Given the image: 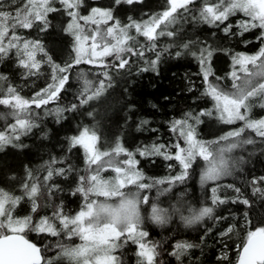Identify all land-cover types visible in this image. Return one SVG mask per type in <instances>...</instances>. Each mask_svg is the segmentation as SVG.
Listing matches in <instances>:
<instances>
[{
  "label": "snow or ice",
  "instance_id": "snow-or-ice-1",
  "mask_svg": "<svg viewBox=\"0 0 264 264\" xmlns=\"http://www.w3.org/2000/svg\"><path fill=\"white\" fill-rule=\"evenodd\" d=\"M142 2L143 0H113L114 5L131 6ZM166 3L164 10L152 14L147 20L137 21L129 17V22L121 25L113 14V8L91 7L87 15H82L80 9L84 7V0H23V3L21 0H0V62L14 55L17 66L25 70V77L40 74L44 63L51 68V83L31 99L21 96L16 87L7 83V76L0 74V105L7 106L10 109L8 115L14 118V123L7 125L5 130H0V151L9 145L23 147L18 141L38 126L35 114L30 110L33 106L41 108L57 101L69 84L71 70L76 65L92 64L102 69L103 79L95 86L93 81L81 74L83 86L79 104L86 105L103 94L107 87H111V71L127 68L133 56L144 57L146 51L155 52L156 41L160 37H175L176 33L169 29L185 15L221 28L226 35L243 36L259 30L256 40L260 43L254 54L233 55V70L229 74L232 81L230 88L222 87L220 83L209 79L214 76L210 64L212 50L204 47L192 51L188 44L183 45L185 49H189L187 54L197 59L201 65L200 75L207 85L202 95L211 99L213 109H205L198 114L185 113L182 118L170 122V131L177 136L172 145L176 149L174 153L164 144L145 146L136 152L129 151L119 141L110 148H102L100 136L89 128L70 137V148L81 147L85 162L83 174L77 175L76 187L72 192V195L79 194L83 199V207L75 215L66 214L62 204L56 205L50 215L38 214L41 208L38 201L44 195L42 189L49 197L54 191H61L59 185L50 182L54 176L67 178L74 171L71 165L67 168H53L49 165L42 181L29 170L20 185L21 195L0 188V264H62L65 260L69 264H124L118 252L129 241L139 248L138 264H158L159 244L146 240L149 233L143 228L145 217L141 213V206L149 204V196L141 193L158 185L168 184L169 188L158 189V192L163 193L169 191L171 186L183 183L198 158L205 164L201 183L219 181L231 174L232 165L227 154L255 142L244 137L246 130L264 139V116H252L255 108L264 110V0H199V8L195 12L193 9L197 0H166ZM56 4L60 7L57 8ZM16 5L19 6L15 7ZM58 11H63L70 17L65 31L73 38L75 53L72 61L63 65L57 64L47 54L39 40L27 39L17 31L30 30L36 26L41 32L47 31L50 27L49 14ZM237 14L242 18L233 25L230 18ZM109 21L112 24L101 34L100 25H109ZM87 25L96 26L91 34H87ZM234 27L236 31H233ZM141 36L145 38V44L139 42L138 37ZM37 53H43L46 59H37ZM176 55L181 53L177 52ZM108 57H112L116 63H110ZM159 57L160 53L157 52L156 59L149 63L155 67ZM220 79L215 78L216 81ZM77 107V104L70 106L72 111ZM67 110L57 108L55 115L62 119L63 112ZM213 110L216 118L224 124L242 123L218 140L206 142L197 138L196 126L203 122L201 117L213 116ZM3 118L0 115V119ZM147 123L144 120L141 125ZM181 140L184 146L181 145ZM136 155L163 156L166 160L177 161L181 171L175 176L146 182L149 178L138 168ZM121 156L124 159H120ZM109 170L114 175L105 177L103 173ZM258 183H264V177L253 181V184ZM130 186H134L135 191H125ZM255 190L264 195V190ZM235 191L239 193L240 189L236 188ZM216 192L217 189L213 188L212 204L225 203ZM99 197L104 200L97 199ZM113 198H118L115 203L111 202ZM23 202L29 204V214L18 216L16 209ZM242 203L247 205L249 201L245 199ZM150 207L152 222L158 225L168 222L170 215L167 209L155 203ZM176 211L179 210L173 209V212ZM213 214L214 208L205 206L183 218L191 225L206 217L212 218ZM245 228L246 237L242 245L237 246L238 264H264V221L253 230L251 221L245 219ZM234 231V226L229 225L220 235L230 237ZM30 234H35L39 238L38 242L30 239ZM61 236L68 240L78 237L82 243L69 245L59 239L55 243L45 242L46 238ZM193 247L190 243H178L172 255L183 264L182 258ZM53 249H56L55 259L46 255ZM223 249L217 259L221 264H227V243L223 244Z\"/></svg>",
  "mask_w": 264,
  "mask_h": 264
},
{
  "label": "trees",
  "instance_id": "trees-1",
  "mask_svg": "<svg viewBox=\"0 0 264 264\" xmlns=\"http://www.w3.org/2000/svg\"><path fill=\"white\" fill-rule=\"evenodd\" d=\"M166 7V0H143L142 3L131 6L114 5L113 14L116 19L127 24L129 17L134 20H147L149 16L161 12ZM198 8L199 0L193 12ZM240 18L241 15L237 14L236 17L230 18V22L235 25ZM48 19L50 27L47 31L41 32L38 26L30 30L17 31L27 39L39 40L47 54L57 64L71 62L75 55L73 38L65 31L64 21L58 22L55 12L50 13ZM64 19L67 21L70 17L65 16ZM169 30L176 33L175 37H160L156 41L155 52L146 51L144 57L133 56L127 68L111 71V87H107L103 94L86 105L79 104L83 86L81 74L86 75L95 86L103 79L102 69L92 64L76 65L71 70L69 84L65 86L57 101L41 108L32 107L38 111L47 107L50 114L37 119L38 126L28 135L21 137L18 143L23 147L9 145L0 151V186L5 190L14 191L20 189V184L29 170L34 177L42 181L49 165L53 168H67L71 165L74 171L67 178L54 176L50 182L59 185L61 191H54L49 197L42 189L44 195L39 200L41 208L38 213L43 214L48 209L52 212L56 205L62 204L65 213L73 215L79 210L80 202L83 200L79 194L72 195V192L76 187L77 175L83 174L85 162L81 147L70 148V137L79 135L84 128L94 130L100 136L102 143L112 140L114 146L119 141L132 152L145 146L164 144L174 153L176 149L172 145L175 144L177 136L170 131V122L182 118L185 113L198 114L202 110L213 109L211 99L202 95L207 85L200 75L201 65L197 59L187 54L189 49H185L183 45L188 44L192 51L204 47L212 50L210 64L214 76L209 79L220 83L222 87L230 88L232 81L229 74L233 70V55L255 53L260 43L256 40L259 30L245 33L243 36L226 35L221 28L193 20L190 15L179 19ZM233 31H236L235 27ZM138 40L141 44L146 43L142 36L138 37ZM244 41L251 43L245 44ZM50 43H56L61 48L60 52L50 48L52 45ZM157 52L160 53L159 61L153 67L149 62L156 59ZM177 52L181 55L177 56ZM37 59L46 58L43 53H37ZM107 60L116 63L112 57H108ZM24 72V69L17 66L14 55L0 62V74L7 76V83L16 87L24 98L31 99L35 93L51 83V68L47 63L42 65L38 75L25 77ZM216 77L221 79L216 81ZM72 104L78 105L75 111L70 108ZM57 108L68 109L63 112L62 119H58L55 115ZM5 110L10 112L8 107L0 105V114ZM90 112L92 115H89ZM144 120L148 123L141 125ZM201 120L203 122L196 126L197 138L206 142L218 140L242 123L224 124L216 118L214 110L213 116L201 117ZM9 121L2 123L0 119V130H3ZM244 137L251 138L255 142L250 145L245 144L233 151L238 162L229 177L201 183L199 163L203 161L198 158L189 170L187 179L183 183L171 186L174 198L180 200L181 204L192 201L188 205L194 206V209L183 206L178 209L179 211L170 213L166 224L158 225L150 220L143 226L149 233L148 239L159 244L158 264H181L172 252L175 251V245L182 242L194 245L182 258L183 264H221L217 257L224 250V243H227L229 256L227 264H234L237 261V246L242 245L246 237L245 219L251 221L253 230L264 221V195L255 190L256 188L264 190V183L253 184L254 180L264 177V139L250 130H246ZM180 142L184 146L183 140ZM136 159L139 161L138 168L143 171L146 178H149L146 182L167 178L174 172L181 171L180 165L169 167L175 165L176 161L166 160L163 156L136 155ZM167 187L168 184L153 187L148 192L149 204L159 205V195L162 193L158 192V189ZM213 188L217 189L216 195L225 200V203L212 204ZM236 188L240 189L239 193L235 191ZM245 199L249 201L247 205L242 203ZM162 205L166 206L165 203ZM205 206L214 208L212 218L206 217L191 225L185 222L183 217H189L193 211ZM217 217L221 219H216ZM229 225L234 226V233L230 234V237H221L220 233ZM33 239L37 242L39 240L38 237ZM57 239L64 244H74L64 236L49 237L45 242L55 243ZM136 250V245L130 241L124 246L121 252L124 264H137ZM55 251L56 249H53L46 255L55 259ZM62 264L67 263L63 261Z\"/></svg>",
  "mask_w": 264,
  "mask_h": 264
},
{
  "label": "rangeland",
  "instance_id": "rangeland-1",
  "mask_svg": "<svg viewBox=\"0 0 264 264\" xmlns=\"http://www.w3.org/2000/svg\"><path fill=\"white\" fill-rule=\"evenodd\" d=\"M111 5H112V8L114 7V3H113V0H84V7L83 8H81L80 9V11H81V14L82 15H87L88 14V11H89V9L91 8V7H101V8H110L111 7ZM5 6H7V4L5 5ZM57 8H59L60 7V5L59 4H56L55 5ZM120 12H122L121 10H120ZM56 13V17L58 18V22H60V21H64V25H65V27L67 26V24L70 22V20H68L67 19V21H66V19H64L65 18V16L67 17V15H66V13L65 12H63V11H58V12H55ZM119 20V19H118ZM69 21V22H68ZM120 21V20H119ZM137 21H141V20H137ZM81 23H83V22H81ZM109 25H103V24H101L100 25V31H101V34H103L104 33V31H105V29L108 27V26H110L111 24H112V21H109ZM120 23H121V25H124V23H122V21H120ZM96 26H94V25H87L86 26V29H87V34H91V30L92 29H94ZM135 33L133 32V35H134ZM97 40H98V42H99V37H97ZM50 44H52V45H50L51 47L50 48H52V49H54L55 51H57V52H60V47L56 44V43H50ZM252 54H254V53H252ZM35 85V84H34ZM224 86H228L227 84H223ZM27 99V98H26ZM5 107H7V106H5ZM30 111H32L34 114H35V116H34V119H35V122H37V119L39 120V118L40 117H42V116H44V115H49L50 114V110H49V108H44L43 110H41V111H38V110H35L34 108H32ZM8 113H9V111H7V110H5V112H3V113H1L0 115H2V116H4V118L3 119H1V122L2 123H6V122H8L9 120V124H7V125H10V124H12V123H14V118L13 117H11L10 115H8ZM47 113V114H46ZM252 116H256V118H259V117H262V116H264V110H261V109H258V108H255L254 110H253V112H252ZM6 125V126H7ZM6 128V127H5ZM5 128L3 129V130H5ZM100 144H101V147L102 148H110V147H112L113 146V143H112V140H106V141H104L103 143H102V141L100 140ZM104 146V147H103ZM234 153L233 152H231V153H228L227 154V156H228V159H229V163H230V165H232V169H231V173L233 172V169H235V164H237V159L235 158V156L233 155ZM120 159H124V157L123 156H121L120 157ZM176 165H179V163L176 161V163H175V165H171L172 167L171 168H174V166H176ZM199 166H201V175H202V172H203V169H204V167H205V164H204V162H202V163H199ZM175 171H177V169L175 168ZM179 173V172H178ZM178 173H175L174 172V174L172 175V176H174V175H177ZM103 175L105 176V177H111V176H113L114 175V173H112L110 170L109 171H107V172H105V173H103ZM200 175V176H201ZM231 175V174H230ZM230 175H227V176H224L223 178H225V177H229ZM222 178V179H223ZM167 188H169V187H167ZM166 188V189H167ZM125 191H135V188H134V186H130L129 187V189H126ZM148 192H150V191H144V192H142L141 193V195H148ZM172 187L170 188V190L169 191H167V192H163L162 194H160L159 195V201H158V203H159V205H160V207L161 208H163V209H167L168 211H169V215H170V213L171 214H173V209H180V208H183V206H187L188 208H190V209H194V206H192V205H188L189 203H192V201H188V202H186V204H181V202H180V200H177V199H175L174 198V196L172 195ZM171 194V195H170ZM169 197V199H167ZM97 199H99V200H104V198L103 197H99V198H97ZM116 199H118V198H113V200L111 201V202H113V203H115L116 202ZM163 203H165L166 204V206H164L163 207ZM80 207H79V210L78 211H80L81 210V208L83 207V200L80 202ZM151 203L149 204V205H147V204H145V205H142L141 206V213H142V215L145 217V221H144V225L146 224V223H148L151 219H150V215H151ZM77 211V212H78ZM196 211V210H195ZM195 211H193V213L195 212ZM76 212V213H77ZM75 213V214H76ZM50 214H51V211H50ZM49 214V215H50ZM75 214H73V215H75ZM152 222V221H151ZM143 225V226H144ZM65 239H67L66 237H65ZM68 240V239H67ZM146 240L149 242V243H153V242H151V240H149L148 239V237L146 238ZM68 241H70V242H72V243H74L73 245H78V244H80V243H82V241H80L79 240V238L78 237H73L71 240H68ZM136 247H137V253H138V251H139V248H138V246L136 245ZM123 250H124V247L122 248V249H120L119 250V252H118V254L119 255H121L122 253L121 252H123ZM137 257H138V255H137ZM137 261H139V257H138V259H137ZM64 262H66L67 264H69V262L67 261V260H65ZM138 264V263H137Z\"/></svg>",
  "mask_w": 264,
  "mask_h": 264
},
{
  "label": "flooded vegetation",
  "instance_id": "flooded-vegetation-1",
  "mask_svg": "<svg viewBox=\"0 0 264 264\" xmlns=\"http://www.w3.org/2000/svg\"><path fill=\"white\" fill-rule=\"evenodd\" d=\"M0 188L4 189V187H1V186H0ZM6 191L11 192V193H13L15 195H21L22 194L21 188L20 189L18 188L17 190H14V191L7 189ZM38 202L41 203L40 201H38ZM29 207L30 206H29V204L27 202L21 203V205L18 206L17 209H16V215H18V216L28 215L29 214ZM38 214L39 215H49L50 214V209H48L43 214H41V213H38ZM34 219H35V217H34ZM34 237H36L35 234H30V236H29L30 239H33Z\"/></svg>",
  "mask_w": 264,
  "mask_h": 264
},
{
  "label": "water",
  "instance_id": "water-1",
  "mask_svg": "<svg viewBox=\"0 0 264 264\" xmlns=\"http://www.w3.org/2000/svg\"><path fill=\"white\" fill-rule=\"evenodd\" d=\"M234 264H238V259H237V261Z\"/></svg>",
  "mask_w": 264,
  "mask_h": 264
},
{
  "label": "bare ground",
  "instance_id": "bare-ground-1",
  "mask_svg": "<svg viewBox=\"0 0 264 264\" xmlns=\"http://www.w3.org/2000/svg\"><path fill=\"white\" fill-rule=\"evenodd\" d=\"M138 259V258H137ZM138 263V262H137Z\"/></svg>",
  "mask_w": 264,
  "mask_h": 264
}]
</instances>
